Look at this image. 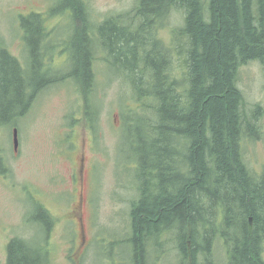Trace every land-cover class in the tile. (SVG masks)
Segmentation results:
<instances>
[{"label":"trees","instance_id":"obj_1","mask_svg":"<svg viewBox=\"0 0 264 264\" xmlns=\"http://www.w3.org/2000/svg\"><path fill=\"white\" fill-rule=\"evenodd\" d=\"M71 9L87 17V0H66L63 10ZM174 9L185 12L178 34L187 38L184 93L170 76V54L153 40ZM133 12L125 28L119 26L123 18L111 16L99 30L109 61L132 81L141 103L125 126L133 128L141 118L152 143L142 149L138 173L144 184L131 210L129 263L149 264V251L165 246L164 234L173 233L177 264H213L217 241L229 264H264V169H252L243 145L245 137L261 136L256 120L261 107L249 113L239 86L243 65L257 60L264 66V0H137ZM42 21L37 12L21 18L28 49L33 42L29 65L12 55L0 36V89L9 96L0 98V123L7 111L8 124L23 116L33 97L57 80L42 68ZM79 39L69 75L82 85L93 129L98 125L95 42L86 27ZM140 64L151 71L150 79L138 71ZM147 111H153L149 120ZM37 208L49 233L51 217L42 204ZM7 253V264H47L51 257L47 245L36 249L18 238L11 239Z\"/></svg>","mask_w":264,"mask_h":264},{"label":"rangeland","instance_id":"obj_2","mask_svg":"<svg viewBox=\"0 0 264 264\" xmlns=\"http://www.w3.org/2000/svg\"><path fill=\"white\" fill-rule=\"evenodd\" d=\"M65 1L0 0V36L12 55L25 66L31 61L33 42H29L28 49L22 16L41 13L44 18L51 16L46 21L48 27L58 26L57 32L44 42L49 74L57 80L36 94L27 112L16 121L8 124L6 117L10 113H2L0 264L8 263L7 247L16 238L36 249L47 245L51 252L47 264H130L133 258L127 247L133 235L131 210L140 196L139 186L144 184L138 173L144 162L142 149L146 152L152 143L141 118L133 128L125 126V119L135 114L132 110L139 111L141 103L137 101L132 81L108 64L112 62L102 46L99 30L111 16L123 18L122 22L132 20L137 0H87L86 20L72 9V13L63 10ZM184 18V10L174 9L156 27L153 39L170 54V76L177 79L182 93L188 70L187 38L178 34ZM84 26L97 47L93 97L98 104V125L93 129L87 121L82 85L69 75L76 67L74 48L81 41L79 36ZM145 68L143 64L138 71ZM29 82H32L30 77ZM239 86L249 113L261 107L256 119L262 130L260 138L243 140L247 162L253 170L261 172L264 169L262 62L252 60L242 66ZM0 98L9 99L3 95L2 88ZM152 112H146L147 120ZM15 129H18V146ZM38 204L53 217L49 233L48 222L40 218ZM165 236V246L149 251V264H177L174 234ZM213 264H229L227 252L219 241Z\"/></svg>","mask_w":264,"mask_h":264},{"label":"flooded vegetation","instance_id":"obj_3","mask_svg":"<svg viewBox=\"0 0 264 264\" xmlns=\"http://www.w3.org/2000/svg\"><path fill=\"white\" fill-rule=\"evenodd\" d=\"M72 15V14H71ZM43 16H44V14H43ZM51 16H49V18H50ZM49 18H44L43 17V44H44V42L46 41V39L49 37V38H51L52 37V34L53 33H56L57 32V28H58V26H55V27H48L47 26V23H46V21L49 19ZM86 18L87 17H84V18H82L83 20H86ZM106 21V20H105ZM104 21V22H105ZM103 22V23H104ZM125 24V25H124ZM70 26V25H69ZM119 26H122L123 28H125L126 27V21L124 20L123 21V23H121ZM125 26V27H124ZM84 27H86V26H84ZM87 28V27H86ZM74 30H72L71 32H73ZM76 31H78V30H75V32ZM70 31H69V33H71ZM45 46H46V44H44L43 45V52H42V64H43V69H48L49 67H48V65H47V56H48V54H47V52L45 51ZM94 48H95V55L97 54V47H96V44L94 45ZM104 48V47H103ZM109 65H111V66H113V67H115V68H117V67H119L118 66V63L117 62H114V60L112 61V63H110ZM143 64H140L139 65V68L138 69H140L141 68V66H142ZM148 68V67H147ZM149 75H152V73H151V71L150 72H147ZM149 75H147V77L149 76ZM145 79H150L149 77L147 78L146 76H143ZM51 217V216H50ZM51 220H52V222L54 223V220H53V217H51ZM53 226V225H52Z\"/></svg>","mask_w":264,"mask_h":264},{"label":"water","instance_id":"obj_4","mask_svg":"<svg viewBox=\"0 0 264 264\" xmlns=\"http://www.w3.org/2000/svg\"><path fill=\"white\" fill-rule=\"evenodd\" d=\"M15 145L18 146V129L14 130Z\"/></svg>","mask_w":264,"mask_h":264}]
</instances>
